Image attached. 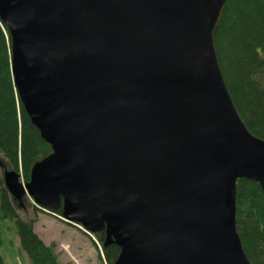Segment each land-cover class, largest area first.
I'll return each instance as SVG.
<instances>
[{"label": "water", "instance_id": "1", "mask_svg": "<svg viewBox=\"0 0 264 264\" xmlns=\"http://www.w3.org/2000/svg\"><path fill=\"white\" fill-rule=\"evenodd\" d=\"M228 0H0L21 106L51 153L9 196L114 245L112 264H249L236 184L264 205V142L227 91Z\"/></svg>", "mask_w": 264, "mask_h": 264}, {"label": "trees", "instance_id": "2", "mask_svg": "<svg viewBox=\"0 0 264 264\" xmlns=\"http://www.w3.org/2000/svg\"><path fill=\"white\" fill-rule=\"evenodd\" d=\"M213 45L242 123L253 137L264 142V0H228L215 26ZM50 153L19 101L13 84L10 40L0 21V221L14 223L18 249L29 264L61 263L54 245L46 246L33 232L34 221L19 215L18 203L7 193L2 173L14 170L27 182L33 164ZM33 210L39 209L33 206ZM52 214L60 217L61 210ZM235 226L249 264H264V205L257 184L237 182ZM96 238L102 243V235ZM102 252L104 262L112 264L119 251L111 245ZM0 264H5L1 255Z\"/></svg>", "mask_w": 264, "mask_h": 264}, {"label": "rangeland", "instance_id": "3", "mask_svg": "<svg viewBox=\"0 0 264 264\" xmlns=\"http://www.w3.org/2000/svg\"><path fill=\"white\" fill-rule=\"evenodd\" d=\"M1 159V155H0ZM19 182L26 183L21 174ZM22 206L17 209L26 221H34L33 232L46 245H54V252L61 264H106L103 261L102 243L96 236H88L73 225H70L52 213L33 210V202L23 197ZM36 207V206H34ZM2 244L0 255L5 264H29L24 254L19 251V240L15 233L14 223L0 221Z\"/></svg>", "mask_w": 264, "mask_h": 264}]
</instances>
